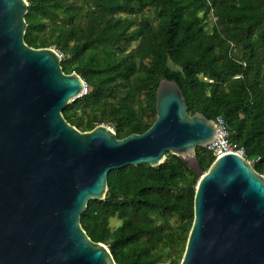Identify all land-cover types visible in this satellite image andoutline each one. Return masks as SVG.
I'll use <instances>...</instances> for the list:
<instances>
[{
  "label": "trees",
  "instance_id": "1",
  "mask_svg": "<svg viewBox=\"0 0 264 264\" xmlns=\"http://www.w3.org/2000/svg\"><path fill=\"white\" fill-rule=\"evenodd\" d=\"M79 1L28 0L26 14V42L56 45L65 72L77 71L90 87L64 109L69 122L90 130L111 121L119 138L143 133L157 118L159 81L173 79L191 114L228 120L231 140L264 174V0ZM167 155L156 167L110 171L107 197L90 200L82 215L117 264L182 260L201 172ZM197 156L202 170L215 160L207 148Z\"/></svg>",
  "mask_w": 264,
  "mask_h": 264
},
{
  "label": "water",
  "instance_id": "2",
  "mask_svg": "<svg viewBox=\"0 0 264 264\" xmlns=\"http://www.w3.org/2000/svg\"><path fill=\"white\" fill-rule=\"evenodd\" d=\"M28 7L0 0V264H117L82 215L107 197L110 171L156 167L168 153L201 172L180 264H264V174L237 152L200 167L197 149L215 140V119L191 114L177 81L162 78L145 132L81 130L63 111L89 86L65 72L60 51L26 42Z\"/></svg>",
  "mask_w": 264,
  "mask_h": 264
},
{
  "label": "built area",
  "instance_id": "3",
  "mask_svg": "<svg viewBox=\"0 0 264 264\" xmlns=\"http://www.w3.org/2000/svg\"><path fill=\"white\" fill-rule=\"evenodd\" d=\"M215 123L218 129L217 136L209 146L215 156V159L223 154L231 152H237L238 154L246 157L244 149L240 147L237 142L231 140L232 129L228 120L221 115L215 119Z\"/></svg>",
  "mask_w": 264,
  "mask_h": 264
},
{
  "label": "rangeland",
  "instance_id": "4",
  "mask_svg": "<svg viewBox=\"0 0 264 264\" xmlns=\"http://www.w3.org/2000/svg\"><path fill=\"white\" fill-rule=\"evenodd\" d=\"M75 3L76 4H80L81 2L79 0H75ZM136 44L133 45V47L135 46ZM50 47H53L55 48L56 50H58V48L56 47V45H51ZM59 51V50H58ZM90 88V87H89ZM77 115L78 117L80 118H83L84 120H87L88 119V116L85 114V112L83 111L82 108L78 109L77 110ZM101 123H104L106 125H109L111 126L113 129H115V125L113 124V122L111 121H104V122H101ZM73 124V123H72ZM208 150H211L210 148H207ZM120 223V221L117 219V218H112L111 219V226L113 228H115L116 226H118V224ZM160 264H170V257L167 255L165 258H164V261Z\"/></svg>",
  "mask_w": 264,
  "mask_h": 264
}]
</instances>
